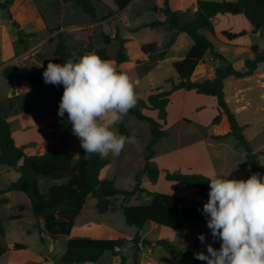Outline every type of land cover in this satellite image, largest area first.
<instances>
[{"label":"rangeland","instance_id":"rangeland-1","mask_svg":"<svg viewBox=\"0 0 264 264\" xmlns=\"http://www.w3.org/2000/svg\"><path fill=\"white\" fill-rule=\"evenodd\" d=\"M101 1L111 8H116L113 0ZM165 1L136 0L134 6L124 14L121 20L115 23H107L105 30L102 25L92 30L86 27L83 36L72 37L69 49L81 52L89 49L90 45L96 48L98 42L103 44L102 36L104 33L113 36L120 34V29H122L123 33L127 35L126 26L135 27L134 31L128 30L133 35L134 40L127 42L128 55L136 59L134 64L119 68L115 62L118 51L115 40L107 46L110 60L114 61L118 70L130 75L141 98L145 99L160 87L170 89L172 83L178 82L172 64L174 61L183 59L187 52L186 49H189L190 46L186 47L183 43H178V48L172 49L169 58L162 64L155 63L148 56L143 55L138 46V44L156 42L161 48L163 43L167 41L169 32L165 28L142 29L143 26L153 21L164 19L161 8ZM168 2L173 9L180 11L185 19L193 18L196 0H168ZM235 23V28L241 26L238 20ZM87 36H89V40L86 39ZM187 39V42L192 44V39ZM247 40L242 38L240 41ZM251 40L256 41L264 51V35L262 38L252 37ZM225 47L221 44L215 46V48L234 52V55L229 53L232 62L237 59H248L250 56V52L241 47H228V49ZM43 56L45 58L44 64L36 69L42 78L47 63L49 60L53 62L55 58L50 55L47 48ZM206 59L211 61L210 53L206 54ZM147 67L152 68L149 71H152L151 73L146 72ZM200 69L195 74V80L199 77ZM240 70H244V67H240ZM255 77L259 80L258 83L241 81L236 85L237 88L242 89L241 94L244 97L242 102L232 97L230 86L226 100L231 110L232 108H241L243 105V108L237 111L240 113L236 117L240 124L246 125V137L252 150L259 155V160L264 167V63L259 64ZM232 80L235 81V79ZM24 97L30 99V102L40 109L38 115L42 121L50 125L53 123L51 115L42 107L30 85L25 81L14 88L2 77L0 70V116L5 117L11 123L13 137L18 146L24 147L25 152L29 155H41L55 141L56 134L52 129H46L43 124L34 120L32 113L28 112L25 107ZM170 100L165 127L169 136L163 138L155 146L154 159L161 168L165 169H161L162 173H159L156 182L149 181L145 176L141 178V186L148 193L200 198L197 195V188L167 181L165 179L167 172L204 174L199 169H205L210 172V176L206 175L208 177L230 174V178L235 179H247L252 175L246 163L245 152L242 148L237 147L233 137L219 141L211 139L214 130L218 134H225L226 131H229L226 120L221 121L218 125L206 127L211 124L217 114V103L214 97L197 94L194 91L178 90L171 95ZM245 104L247 105L246 108H244ZM153 115L156 116L155 112H152ZM180 119H182L181 122ZM123 121L130 136H135V143L126 145L119 156L110 154L106 157L110 160V164L102 171L100 178L114 179L119 189L130 191L135 186L136 174L143 167L145 147L150 141L151 135L149 126L145 122L138 121L131 114L128 113ZM67 153L73 161L86 156L85 151L80 146V140L75 135L69 139ZM18 178V172L0 165V189H5L10 182ZM62 182V180L40 178V191L46 193L50 186ZM2 197L6 198L8 203L0 208V224L4 231V235L0 234V247H6L8 251L0 258V264H63L62 256L70 238H124L126 240L125 245L117 249L118 256L105 252L97 264H120V256L125 257V264H134L135 260H141L143 264H195L191 260L176 254L172 249L155 246L157 241L182 247L192 254L199 252L207 254V244H212L216 249L220 247V242L213 240L207 225L202 222L195 225L186 224L179 231L147 222L139 231V235L142 240L151 241L152 246L148 247L140 242L137 249L133 244V238L138 229L126 223L122 209L130 205L148 204L147 202L152 196L146 193H137L133 196L120 194L112 198L113 208L105 214L98 213L95 206L96 200L88 198L76 220L71 235L60 236L57 239L48 236L44 230L43 222L33 216L30 202L25 194L9 192L3 194ZM19 214L22 215L21 219L12 220V217ZM199 234L205 235V243L200 242ZM15 244L26 245L27 249H15L13 247Z\"/></svg>","mask_w":264,"mask_h":264},{"label":"trees","instance_id":"trees-1","mask_svg":"<svg viewBox=\"0 0 264 264\" xmlns=\"http://www.w3.org/2000/svg\"><path fill=\"white\" fill-rule=\"evenodd\" d=\"M64 1L74 4L92 21L97 18L100 0ZM133 1L113 0L119 12L126 10ZM13 2L14 0L1 2L0 9L8 10ZM196 7L197 10L194 12L193 18L187 20L180 11L173 9L166 0L161 8L165 19L153 21L142 27L165 28L169 32L168 39L161 48L156 42L141 46V52L155 63H159L166 58L168 50L174 45L180 34H186L190 37L193 45L183 59L174 61L172 64L178 82L172 83L170 89L157 88L145 99L140 97L137 106L129 112L138 121L145 122L149 126L151 135L150 141L145 147L143 168L136 174L135 186L130 191L119 189L114 179L100 178L102 171L110 164L109 159L101 158L98 154H88L73 161L68 155V142L73 133L72 126L67 120V113L63 118L58 115L59 102L63 94L62 85L45 84L43 78L37 73L22 76L20 69L13 64L1 68L2 77L14 88L25 81L32 87L42 107L51 115L53 123L50 125L42 121L38 115L40 109L36 108L30 102V99L26 97H24L25 107L28 112L32 113L36 122L43 124L46 129L50 128L54 131L56 139L43 154L29 155L25 152L24 147L17 145L13 137L11 123L5 117L0 116V165L19 173L17 180L10 182L5 189H0V208L8 203V200L2 197L3 194L9 192L25 194L30 202L33 216L43 222L44 230L48 236L57 239L60 236L71 235L76 220L88 198L95 199L97 212L105 214L113 208L112 198L120 194L133 196L137 193H146L152 196L150 203L125 206L122 209L126 223L138 229L133 238V244L137 249L140 242L148 247L152 246L151 241L142 240L139 235V231L147 222L173 231L181 230L186 224L195 225L202 222L207 225L208 217L203 214L202 210L203 205L208 200L210 191L208 176L201 173L182 172H167L165 174V179L169 182H178L197 188V195L203 200L164 193H148L141 186L143 176L151 182H156L159 178V168L154 161L155 146L163 138L169 136L168 130L164 128L168 118L167 108L171 102V95L178 90L194 91L197 94L214 97L218 114L213 118L211 125H218L225 116L229 124V131L225 134H213L211 139L219 141L227 137H233L236 140L237 147L244 150L246 163L252 174L259 173L264 176V167L259 160V155L252 150L246 137L245 129L247 127L240 124L235 113L230 109L225 93V81L227 79L239 80L252 76L257 72L259 64L264 63V51L258 45H253L251 47L253 57L245 59L244 70H239L222 54L216 52L214 43L204 35L205 32H208L215 36L214 21L218 14H242L252 26L251 33L264 34V0H197ZM155 10H157L156 7ZM247 34L246 30L240 32L225 30L221 32V35L228 41H233ZM25 36L26 34L22 31H18V44L23 45L25 43ZM102 38L103 48L94 49L90 45L89 49L81 52L69 49L61 34L58 35L56 40L50 39L49 42H56L54 56L60 64L73 58V53L75 54L74 59H78L83 54L91 51H95L103 59H110L107 46L113 40L117 42L118 46L115 56L116 64L120 65L132 61L127 53V39L122 38L119 34L112 38L106 33L103 34ZM207 53L213 55L215 60L218 61V65L214 69V77L201 81L195 80L196 69L204 62ZM151 69V67H147L146 72ZM144 110L156 111L157 118L144 114ZM116 129L120 134L130 136L124 121L116 125ZM40 178L62 180L63 182L50 186L46 193H42L39 187ZM21 218L22 215L19 214L12 217V220ZM0 234L4 235L1 224ZM125 243L124 238H70L66 245V251L62 256V263H96L105 252L118 256L117 249L123 247ZM155 246L172 249L176 254L191 260L195 264H206V261L195 259L194 254L182 247L168 245L163 241H157ZM13 247L15 249H27L26 245L15 244ZM7 251L6 247H0V258ZM120 260V264H125L124 256H120ZM134 264L140 263L135 260Z\"/></svg>","mask_w":264,"mask_h":264},{"label":"clouds","instance_id":"clouds-1","mask_svg":"<svg viewBox=\"0 0 264 264\" xmlns=\"http://www.w3.org/2000/svg\"><path fill=\"white\" fill-rule=\"evenodd\" d=\"M74 57L73 53L62 64L49 60L43 71L45 84L63 86L58 115L63 118L67 113L86 155L119 156L126 145L135 143V136L120 134L116 125L137 106L136 86L114 61L95 51ZM208 180L210 191L202 211L220 247L207 244V254L195 253L194 258L206 264H264V176L254 173L235 179L228 174ZM198 239L206 241L204 234Z\"/></svg>","mask_w":264,"mask_h":264},{"label":"crops","instance_id":"crops-1","mask_svg":"<svg viewBox=\"0 0 264 264\" xmlns=\"http://www.w3.org/2000/svg\"><path fill=\"white\" fill-rule=\"evenodd\" d=\"M3 1L5 0H0V3ZM213 1H222V0H213ZM228 1H237V0H228ZM135 2L136 0H134L127 7L126 10L119 12L117 10V7L111 8L103 4L104 2L101 1L98 7L97 18L95 19V21H92L81 9L76 7L74 4L66 3L64 0H14V2L9 6L8 10L0 9V14H1L0 70L5 65L13 64L20 69V74L22 76L28 75V74H34V73L38 74L36 69L39 66L43 65L45 62V58L43 55L45 53L46 48L47 50H49L50 55L54 56V47H55L56 42L50 43L49 42L50 39L56 40L58 35L61 34L63 35L66 41V45L68 46V48H70V45H69L70 39L77 35L83 36L86 32L85 31L86 27L92 30L95 27L102 25L104 26V30H105V27L108 25L107 23H110V22L115 23L116 21L121 20L124 14L134 6ZM196 10H197V7L195 5L193 8V14L194 12H196ZM102 18H105V19H102ZM237 20L238 22L241 23V26L238 28H235V25H236L235 21ZM214 23H215V36H213L212 34L208 32H205L204 35L208 39H210L214 43L215 46L216 45L218 46L219 44L225 45L226 46L225 49H228V47L238 46L250 52L249 58L253 57V54L251 52V47L253 45L259 46V44L256 41L251 40V38L252 37L262 38L264 34L251 33L252 26L249 23V21L245 18L244 15L242 14H239V15L218 14L216 16ZM145 28H148V27H145ZM125 29L127 31V35L123 33L122 29H120L119 35L122 38L127 39V42L128 40H134L133 35L128 30L131 29V31L132 30L134 31L135 27L126 26ZM225 30L230 31V32H240L242 30H246L248 34L243 37L237 38L233 41H228L221 35V32ZM18 31H22L24 34H26V36L24 37L25 43L23 45L18 44ZM27 35H30V36H27ZM114 36L115 35L111 37L114 38ZM187 38H190V37H188L186 34H180L177 37L174 45L168 50L166 58L160 61L159 63L162 64L163 61L167 60L169 58L171 50L172 49L175 50L176 48H178L179 46L178 43L180 42L183 43L184 46L186 47L190 46L189 47L190 49L191 46L193 45V42L192 44L188 43ZM242 38H246L248 40L240 41ZM86 39L89 40V36H87ZM97 45L98 46L94 49H100L104 47V44L99 43V42ZM142 45L143 44H138L139 50H141ZM189 49L188 48L186 49L187 51L186 54L188 53ZM260 49L263 51L261 47ZM215 51L218 52L219 54H222L226 59L232 62L229 58V56L231 55L229 53H233L234 55L235 54L234 52L228 51V50L227 52L223 48H215ZM130 58L132 61L125 62V63L118 65L119 68L134 64V61L136 59H133L131 56ZM244 61L245 59H237L233 61L232 63L235 65L237 69L240 70V67L242 66L244 67ZM53 63H58V59L56 57L53 59ZM216 65H218V61L215 60L213 55H211V61H207L206 56H205L204 62L201 63L196 69L195 74L199 71V68H201L199 77L196 79L198 81H201L204 79H212L214 77V69ZM258 69H259V66H258ZM151 72H148V73H151ZM255 74L252 76L243 78V79H239L240 81H237V80L234 81L232 79H227L225 81L226 95L227 93H229L228 87L230 86V92L233 94L232 97L239 99L242 102V98H244L242 97V94H241L242 89L237 88L236 85L241 83V81L250 82V83L254 81L255 83L256 82L258 83L259 80H257V77H255ZM260 83L262 82L260 81ZM246 106L247 105L245 104L244 108H246ZM242 108H243V105L241 106V108L240 107L237 109L232 108V110L236 114V116H238V113L240 112H237V111L241 110ZM152 112H155L156 116L155 115L152 116ZM144 114L151 116L153 118H157L156 111L144 110ZM217 114H218V108H217ZM182 119H180V122ZM225 120H226V123L228 124L227 118L223 116L222 121H225ZM210 126L211 124L206 127H210ZM227 132L228 131H226V133ZM213 134L218 135V133H216L215 130ZM158 168L160 170V174L162 173L161 169H165V168H161L159 164H158ZM199 171L204 173V175L210 176V172L205 169H199ZM198 200H203V198L200 197ZM150 201L151 199L147 203H150ZM98 262L92 263V264H97ZM138 262L140 264H143L141 260H139ZM149 264H152V263H149Z\"/></svg>","mask_w":264,"mask_h":264}]
</instances>
